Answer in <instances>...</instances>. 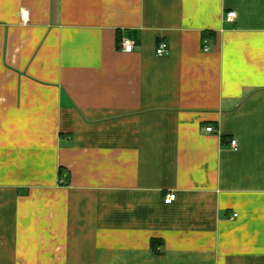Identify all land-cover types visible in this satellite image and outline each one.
<instances>
[{"label": "crops", "instance_id": "obj_1", "mask_svg": "<svg viewBox=\"0 0 264 264\" xmlns=\"http://www.w3.org/2000/svg\"><path fill=\"white\" fill-rule=\"evenodd\" d=\"M0 264H264V0H0Z\"/></svg>", "mask_w": 264, "mask_h": 264}, {"label": "built area", "instance_id": "obj_2", "mask_svg": "<svg viewBox=\"0 0 264 264\" xmlns=\"http://www.w3.org/2000/svg\"><path fill=\"white\" fill-rule=\"evenodd\" d=\"M235 17H236V13H229L227 15V21H230V22L234 21ZM136 47H137L136 43L127 37H125L123 39V41L120 45V49L124 53H133V52H135ZM156 54L159 57H165V56L169 55L168 44L164 41L161 42L158 49H157ZM207 131L213 132L214 129L208 128ZM230 144H231V150L232 151H234V152L239 151V143L236 139L232 140ZM175 200H176V194L172 193V194L167 196V198L165 199V203L166 204H172ZM235 217H237V215Z\"/></svg>", "mask_w": 264, "mask_h": 264}, {"label": "trees", "instance_id": "obj_3", "mask_svg": "<svg viewBox=\"0 0 264 264\" xmlns=\"http://www.w3.org/2000/svg\"><path fill=\"white\" fill-rule=\"evenodd\" d=\"M154 246H156V244H154Z\"/></svg>", "mask_w": 264, "mask_h": 264}]
</instances>
